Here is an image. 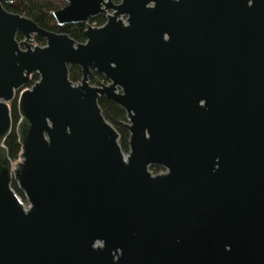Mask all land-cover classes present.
<instances>
[{
  "label": "water",
  "instance_id": "obj_1",
  "mask_svg": "<svg viewBox=\"0 0 264 264\" xmlns=\"http://www.w3.org/2000/svg\"><path fill=\"white\" fill-rule=\"evenodd\" d=\"M12 1L0 0V264H264V0H65L53 16L84 23V42ZM35 74L13 160L10 102ZM102 96L127 113L128 152Z\"/></svg>",
  "mask_w": 264,
  "mask_h": 264
},
{
  "label": "trees",
  "instance_id": "obj_2",
  "mask_svg": "<svg viewBox=\"0 0 264 264\" xmlns=\"http://www.w3.org/2000/svg\"><path fill=\"white\" fill-rule=\"evenodd\" d=\"M65 5V0H13L11 3H4V6L9 11L19 13L31 18L42 28L52 30L58 33H66L72 38H74L77 42H84V23L59 25L56 22L53 16V12L59 8L64 7ZM91 22H94L97 26L102 25L105 22V17L103 15H99L97 17L92 18ZM17 38L21 40L23 36L21 34H18ZM34 43L43 45L45 44V38L41 36H35ZM69 76L73 82H79L82 78L81 68L78 65L70 64ZM38 79V74H35L33 76L32 82ZM90 80L92 83L96 82L94 76H90ZM99 104L106 119L119 132L120 144L123 150L128 152L130 133L124 125V123L127 121L126 111L119 105L114 103L111 99H108L103 96L99 98ZM11 111L13 129L11 134L6 139L5 145L8 148L10 157L13 160H17L21 153V145L19 143V138L16 131V125L20 119V115L17 110V100L12 101ZM151 170L154 173H158L164 170V168L160 165H154L151 167ZM12 187L14 188L16 193L22 198V200H25L23 192L19 189L15 181L12 183Z\"/></svg>",
  "mask_w": 264,
  "mask_h": 264
},
{
  "label": "flooded vegetation",
  "instance_id": "obj_3",
  "mask_svg": "<svg viewBox=\"0 0 264 264\" xmlns=\"http://www.w3.org/2000/svg\"><path fill=\"white\" fill-rule=\"evenodd\" d=\"M115 2H119L120 0H114ZM99 15H103V14H99ZM98 15V16H99ZM104 16V15H103ZM97 17V16H96ZM105 17V16H104ZM124 17V19H126V16H123ZM105 21H106V18H105ZM91 24L92 25H95V23L93 22H91ZM104 24V23H103ZM96 26V25H95ZM100 26V25H99ZM86 27V26H85ZM23 39V38H22ZM21 39V40H22ZM20 40V39H19ZM34 42V41H33ZM35 44V43H34ZM40 45V44H39ZM90 76H94L95 77V81L96 82H94V83H92L91 82V80H90ZM90 76H89V81H90V83L92 84V85H98L99 83L98 82H102V83H104V84H108L109 83V80L108 79H106V77L104 76V75H102V74H100V73H98L97 71H95V70H92V73L90 74ZM33 81V76H32V80H31V83H29L26 87H24L23 89H21L18 93H17V97H16V99L15 100H17V102H18V97H19V95L21 94V92L23 91V90H25L26 88H30L36 81H34V82H32ZM14 101V100H13Z\"/></svg>",
  "mask_w": 264,
  "mask_h": 264
},
{
  "label": "rangeland",
  "instance_id": "obj_4",
  "mask_svg": "<svg viewBox=\"0 0 264 264\" xmlns=\"http://www.w3.org/2000/svg\"><path fill=\"white\" fill-rule=\"evenodd\" d=\"M12 102H10V105H11ZM164 170L160 171V172H163ZM159 173V172H158Z\"/></svg>",
  "mask_w": 264,
  "mask_h": 264
},
{
  "label": "built area",
  "instance_id": "obj_5",
  "mask_svg": "<svg viewBox=\"0 0 264 264\" xmlns=\"http://www.w3.org/2000/svg\"><path fill=\"white\" fill-rule=\"evenodd\" d=\"M97 26V25H96ZM27 205V203L25 202V206Z\"/></svg>",
  "mask_w": 264,
  "mask_h": 264
}]
</instances>
